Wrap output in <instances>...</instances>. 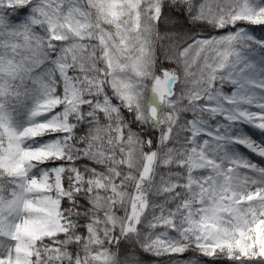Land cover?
<instances>
[{"label": "snow or ice", "instance_id": "1", "mask_svg": "<svg viewBox=\"0 0 264 264\" xmlns=\"http://www.w3.org/2000/svg\"><path fill=\"white\" fill-rule=\"evenodd\" d=\"M146 262L264 264V0H0V264Z\"/></svg>", "mask_w": 264, "mask_h": 264}, {"label": "trees", "instance_id": "2", "mask_svg": "<svg viewBox=\"0 0 264 264\" xmlns=\"http://www.w3.org/2000/svg\"><path fill=\"white\" fill-rule=\"evenodd\" d=\"M158 55H159V53H158ZM188 255H191V253H189Z\"/></svg>", "mask_w": 264, "mask_h": 264}, {"label": "rangeland", "instance_id": "3", "mask_svg": "<svg viewBox=\"0 0 264 264\" xmlns=\"http://www.w3.org/2000/svg\"><path fill=\"white\" fill-rule=\"evenodd\" d=\"M146 264H147V262H146Z\"/></svg>", "mask_w": 264, "mask_h": 264}]
</instances>
